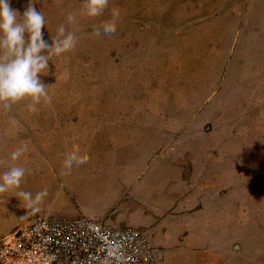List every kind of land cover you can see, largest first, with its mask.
Returning <instances> with one entry per match:
<instances>
[{"label":"rangeland","instance_id":"obj_1","mask_svg":"<svg viewBox=\"0 0 264 264\" xmlns=\"http://www.w3.org/2000/svg\"><path fill=\"white\" fill-rule=\"evenodd\" d=\"M9 3L22 16L29 0ZM81 5L34 4L44 14L49 44L69 12L77 22L65 27L78 42L52 57L39 76L54 85L47 90L50 104L32 110L21 101L0 110V173L43 158L46 130L63 115L72 122L103 116L150 128L164 124V152L187 145L195 151L197 144L198 154L212 153L215 170L228 166L230 187H245V232L236 227L235 234L245 235L246 264H264V0H110L95 19L81 15ZM113 8L119 11L115 34L95 35ZM184 123L193 129L177 130ZM25 143L21 158L11 161ZM239 173L245 178L234 177Z\"/></svg>","mask_w":264,"mask_h":264},{"label":"crops","instance_id":"obj_2","mask_svg":"<svg viewBox=\"0 0 264 264\" xmlns=\"http://www.w3.org/2000/svg\"><path fill=\"white\" fill-rule=\"evenodd\" d=\"M183 127L193 129L184 123L177 130ZM163 130L164 124L150 128L103 116L53 119L44 156L26 165L20 185L33 195L46 188L47 195L35 213L15 193L0 196V234L35 214L85 215L143 231L162 264H246L245 235L235 234L236 227L245 232V187H230L228 166L215 170L212 153L198 154L197 144L195 151L187 145L164 152ZM75 148L89 160L64 175V155Z\"/></svg>","mask_w":264,"mask_h":264},{"label":"clouds","instance_id":"obj_3","mask_svg":"<svg viewBox=\"0 0 264 264\" xmlns=\"http://www.w3.org/2000/svg\"><path fill=\"white\" fill-rule=\"evenodd\" d=\"M37 0H29L23 15L10 8L9 0H0V110L10 111L13 105L26 101L32 110L41 102L50 104L52 97L40 79L46 74L52 57H60L72 51L78 42L74 31L65 27L75 24L77 15L69 12L65 23H61L49 44L42 34L45 27V17L42 11H37L34 4ZM110 0H82L81 15L95 19L108 8ZM119 11L111 10V19L95 27V35H113L116 32V21ZM42 53H46L42 54ZM27 143L16 148L10 154V160H19L27 150ZM87 154H81L79 148L68 151L64 155L62 174H70L74 166L88 162ZM2 163V162H0ZM26 169L10 165L8 170L0 173V196L15 193V197L25 209L32 213L38 212L39 202L47 195V189H42L33 195L32 192L20 189Z\"/></svg>","mask_w":264,"mask_h":264},{"label":"built area","instance_id":"obj_4","mask_svg":"<svg viewBox=\"0 0 264 264\" xmlns=\"http://www.w3.org/2000/svg\"><path fill=\"white\" fill-rule=\"evenodd\" d=\"M0 264H162L147 235L93 216L31 215L0 234Z\"/></svg>","mask_w":264,"mask_h":264}]
</instances>
